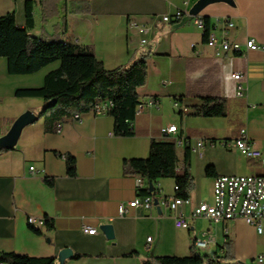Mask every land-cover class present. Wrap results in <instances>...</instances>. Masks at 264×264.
Instances as JSON below:
<instances>
[{
    "label": "crops",
    "instance_id": "1",
    "mask_svg": "<svg viewBox=\"0 0 264 264\" xmlns=\"http://www.w3.org/2000/svg\"><path fill=\"white\" fill-rule=\"evenodd\" d=\"M26 1L33 5L31 27H26ZM176 12L182 14L177 22L161 21ZM9 13L31 37L90 48L106 70L147 58L132 137L115 136L112 117L93 110L78 113V120L71 112L59 122V133L45 132L50 114L43 112V101L17 98L15 92L41 88L45 75L59 63L32 75H10L0 58V138L21 114L37 116L23 128L14 148L0 153V253L53 257L59 264V253L69 249L72 257H80L61 264H143L153 257H186L194 241L202 239L207 247L198 251L193 246L195 252L214 256L219 264H258L264 235L241 220L213 223L194 219L191 212L211 203L216 177L264 175V0H0V17ZM195 16L207 19L219 40L230 22L229 40L240 45L253 40L260 49L216 58L195 26ZM233 74L242 77L243 98L235 96ZM204 97L224 99L226 115L195 116L194 108ZM171 126L176 132L161 137L160 128ZM241 131L260 150L259 160H248L233 148ZM152 140L176 144L178 174L189 149L190 202L180 208L188 229L175 228L173 215L160 205L175 195L173 179L145 182L159 202L152 209L128 207L138 196L139 176L124 174L123 161L146 159ZM56 154L74 157L75 177H67L65 162ZM208 166L214 177L206 176ZM44 178H52L53 184L48 186ZM121 205L126 208L122 216ZM28 217L48 220L51 228L45 224L33 229ZM104 226L112 228V240L101 232ZM85 227L94 228L95 234H86Z\"/></svg>",
    "mask_w": 264,
    "mask_h": 264
},
{
    "label": "trees",
    "instance_id": "2",
    "mask_svg": "<svg viewBox=\"0 0 264 264\" xmlns=\"http://www.w3.org/2000/svg\"><path fill=\"white\" fill-rule=\"evenodd\" d=\"M206 27L207 19H203ZM26 27H31L33 21V5L31 1L25 4ZM205 37V34H204ZM0 58L7 62L10 75H32L43 68L58 62L59 67L45 75L43 85L38 89L17 90V98H38L44 106L55 101L53 108L44 113L50 116L44 122V131L55 132L56 126L63 116L71 112L87 113L97 104L108 105L107 114L113 119V133L117 137H132L133 122L136 108L139 105L137 89L146 81V56H141L129 66L106 70L88 47H81L60 41H45L31 37L26 29L16 26L12 13L0 17ZM197 117H224L226 102L224 99L204 97L194 108ZM7 150L0 149L1 152ZM62 158L66 166V175L73 178L76 175L75 159L69 154H56ZM183 171L177 173L178 159L176 144L169 140H152L146 159L124 160V174L141 177L147 184L156 183L161 179H173L179 198H188L192 177L189 172V149L186 148L182 159ZM207 177H214L213 167L205 169ZM48 186L53 184L52 178H44ZM154 190L148 188L139 190V196H152ZM48 228L51 224L45 220ZM39 233L38 231H36ZM136 255L135 252L126 256ZM75 255L72 259H78ZM214 256L200 255L193 246L186 257H153L143 264H219ZM0 264H57L53 257H29L14 253H0Z\"/></svg>",
    "mask_w": 264,
    "mask_h": 264
},
{
    "label": "built area",
    "instance_id": "3",
    "mask_svg": "<svg viewBox=\"0 0 264 264\" xmlns=\"http://www.w3.org/2000/svg\"><path fill=\"white\" fill-rule=\"evenodd\" d=\"M181 12H176L172 16H163L162 22L174 21L177 22L181 18ZM195 26L205 34V43L208 47L214 49V56L221 58L224 54H237L242 55L245 51H257L260 47L253 41L247 40L243 45L237 42H233L228 39V31L233 28V24L226 23L224 30L222 31V38L219 40L214 34V27L208 25L206 27L204 20L201 17H193ZM139 33H145L144 27H137ZM141 43H145V39L141 40ZM236 82L235 96L237 98L244 97V87L241 83L242 77L240 74H233L231 76ZM108 105L103 108L95 107L93 109L96 113H107ZM182 114L186 115L187 110L183 109ZM74 120L79 119V114L74 113L71 116ZM133 126V124H132ZM61 130V124L59 123L55 132L59 133ZM176 127L171 126L168 128H160L159 134L161 137H166L169 134L175 133ZM201 145V144H198ZM233 148L237 152L248 160H259L261 158V152L252 143L247 140L243 131L239 132L238 136L232 142ZM29 171L34 173V168L29 167ZM145 181L138 177L136 180V189L139 192L140 189L146 188ZM145 185V186H144ZM175 193L177 187H174ZM154 194L152 196H137L135 200L128 203V207L137 208L140 207L145 210L152 209L155 205ZM189 199H182L174 195L170 198H165L160 201V205L167 208L174 218V226L177 229H188L189 224L183 215L180 208L189 204ZM159 202H156V205ZM126 213L124 206L119 207V214L122 216ZM191 217L194 219H207L210 222L218 223L229 220H241L246 225L255 229L257 235H264V175L254 176H219L213 180L212 186V201L211 203H201L194 207L191 212ZM27 224L33 229L40 230L46 224L45 219L28 217ZM84 232L89 235L95 234L94 228H84ZM151 238L147 239L150 242ZM208 242L202 239H196L194 241L195 250H204L207 247ZM258 264H264V256L259 255L256 257Z\"/></svg>",
    "mask_w": 264,
    "mask_h": 264
},
{
    "label": "water",
    "instance_id": "4",
    "mask_svg": "<svg viewBox=\"0 0 264 264\" xmlns=\"http://www.w3.org/2000/svg\"><path fill=\"white\" fill-rule=\"evenodd\" d=\"M229 1V0H225ZM202 2V1H201ZM197 3V6L201 3ZM55 101H50L47 103L46 106L43 108V112L47 109L53 108L55 106ZM37 121V116L32 114L31 112H25L21 114L16 120L12 123L11 127L9 128L8 132L0 138V149L3 150H12L21 134L23 128L28 125H31ZM149 192L152 193L153 189L149 185L148 187ZM157 200H155L156 204ZM101 232L104 234L107 240L113 239L112 228L110 226H104L100 228ZM72 257V252L69 249L62 250L58 255V262L59 264L63 263L64 260L69 259Z\"/></svg>",
    "mask_w": 264,
    "mask_h": 264
}]
</instances>
